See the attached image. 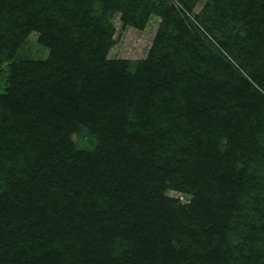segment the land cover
<instances>
[{"label": "trees", "instance_id": "trees-1", "mask_svg": "<svg viewBox=\"0 0 264 264\" xmlns=\"http://www.w3.org/2000/svg\"><path fill=\"white\" fill-rule=\"evenodd\" d=\"M177 1L182 15L143 0H0V264H227L223 213L246 198L244 235L264 206V152L250 144L264 135V0H205L194 21L200 0ZM150 11L163 23L147 57L108 59L113 14L141 27ZM33 31L46 59L18 56ZM81 127L93 150L74 148ZM236 258L264 264L256 250Z\"/></svg>", "mask_w": 264, "mask_h": 264}, {"label": "rangeland", "instance_id": "rangeland-1", "mask_svg": "<svg viewBox=\"0 0 264 264\" xmlns=\"http://www.w3.org/2000/svg\"><path fill=\"white\" fill-rule=\"evenodd\" d=\"M151 2H154L155 4L161 2V5L159 6H161L162 8H165L166 6H174L181 15H182V11L185 10L183 5H181L182 3H179L177 0H143L141 5L147 4L148 7H150L149 5L152 4ZM204 2L205 0H200L199 3L195 2L193 11L190 14H187L190 16V19H192V21H194L193 20L194 15L198 13ZM162 23L163 22L161 16L158 15L155 11H150L148 13L141 27L135 26L130 23H124L120 19L119 12L113 14V16L111 17L112 43L110 44V47L107 51V58L113 60H127L130 63L145 59L154 42V39L156 38L158 29ZM48 52L49 49L38 42V33L33 31L26 37L25 42L20 48V53L18 54V56L21 59H30L32 61H35V60L46 59L48 56ZM233 64L236 67H238L236 63ZM1 68L4 73L0 75V91H3L4 88L7 86L6 79L8 76V67L6 66L5 63H3L1 64ZM242 72L243 74L246 75L244 71ZM260 91L264 95V88L263 89L261 88ZM177 99H180L178 94L174 96L173 100L177 101ZM177 107L178 106H176V108ZM217 110H218L217 111L218 114L222 116L223 115L222 110H220L219 108H217ZM174 113H176L174 117L176 118V115L178 113L175 110ZM131 116H132V112L129 111L128 117L131 118ZM178 118L179 119L176 120L177 122L180 123L181 120L184 121V119H182L181 117ZM176 121L175 123H177ZM168 122L169 121L166 119L164 120L159 119L156 121V127L163 128ZM251 134L252 137L250 138L251 140L250 144L254 146L258 145L260 152L263 153L264 135L261 136L257 133L256 135L252 131ZM69 137L71 141L74 143V148L76 150H93L98 142L96 135L94 134L92 135L89 129L84 127H81L76 131H71L69 133ZM221 140L224 142L225 139H221ZM172 149L177 150L176 147H172ZM241 163L242 161H239L238 165L241 166L243 164ZM9 174L10 173L6 169L0 170V180L9 176ZM165 195L175 199L178 203L182 205H187L193 198V195L191 193L182 192L174 187H169ZM243 201H244L243 205L245 206L244 208L242 207L237 212L233 211L232 215H229L227 210L223 213L225 216V220L223 222H225L227 226H230L229 230L226 232L224 243L221 246V248L223 247V249L229 253L227 254L229 256L227 264H240L241 259L236 258L239 249L242 250L245 249V253L247 252L250 254L252 250H256L260 252V255H264V249H263L264 247H262L264 244V230L261 228V223H264V216L260 214V211L261 213H264V206L259 210L258 214H255L252 211L249 213L250 215L252 214L253 217L252 220L250 221L251 225H249L246 222L247 224L245 223L244 225L245 226L244 235H241L239 229L235 227L236 222H238L239 224L241 223L244 224L246 219L251 218V216H247L249 210L248 211L245 210L247 206L246 198L243 199ZM219 220L222 223L221 217L219 218ZM14 228L15 227L13 226V229ZM241 232H242V228H241ZM240 235L245 236V238L239 237ZM252 235H256L254 240H251L249 238Z\"/></svg>", "mask_w": 264, "mask_h": 264}]
</instances>
